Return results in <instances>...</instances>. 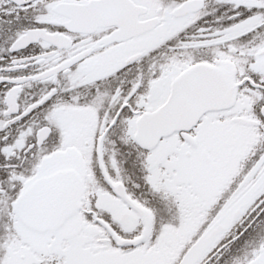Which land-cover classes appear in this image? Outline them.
<instances>
[{
    "label": "snow or ice",
    "instance_id": "obj_1",
    "mask_svg": "<svg viewBox=\"0 0 264 264\" xmlns=\"http://www.w3.org/2000/svg\"><path fill=\"white\" fill-rule=\"evenodd\" d=\"M0 264H264V0H0Z\"/></svg>",
    "mask_w": 264,
    "mask_h": 264
}]
</instances>
